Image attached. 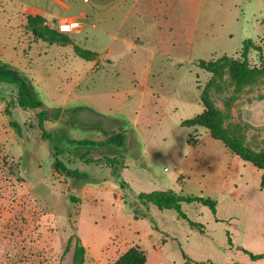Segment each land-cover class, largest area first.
<instances>
[{"label":"rangeland","instance_id":"374dc122","mask_svg":"<svg viewBox=\"0 0 264 264\" xmlns=\"http://www.w3.org/2000/svg\"><path fill=\"white\" fill-rule=\"evenodd\" d=\"M41 5L0 0V61L60 115L44 138L36 114L17 105L16 86L0 83V264H74L77 239L85 264H113L134 246L146 264H264L251 257L264 256L263 172L207 129L182 126L204 111L205 96L232 142L264 152V74L238 85L226 60H242L251 40L248 61L262 66L264 0L79 2L113 19L112 34L122 16L136 17L120 34L133 45L116 42L110 56L99 21L89 20L98 27L87 35L48 42L56 23L24 12ZM118 134L123 146L66 140ZM55 154L71 177L55 172ZM156 191L212 199L217 211L183 203L181 219L140 201Z\"/></svg>","mask_w":264,"mask_h":264},{"label":"trees","instance_id":"16d2710c","mask_svg":"<svg viewBox=\"0 0 264 264\" xmlns=\"http://www.w3.org/2000/svg\"><path fill=\"white\" fill-rule=\"evenodd\" d=\"M35 20L40 22H45V19L41 16L30 17L29 21ZM50 31L48 30V33ZM53 34V35H52ZM46 40L50 43H60L61 40L66 39L67 34L61 33L58 28L50 33ZM63 43V42H62ZM254 48V44L251 40L244 42L242 48V60L239 59H226L229 63V73L233 81L238 85H245L256 81L262 74H264V60H262V66L260 68L252 67L248 61L249 54ZM81 56L84 59H89L93 57V53L89 51H82ZM0 83L6 85L16 86L17 88V105L26 111H32L36 114L38 119V126L45 135V123L50 121L52 118L58 119L59 113L52 117L48 110H46L43 101L38 97L35 87L32 81L22 74L15 67L0 61ZM202 103L204 106V111L188 120L182 122V126L187 128H205L210 131L212 138L216 141L222 142L227 149L234 155L238 156L240 159L252 164L258 170L263 172L261 187L264 188V152H254L247 149L239 143H234L230 140L228 136L223 131V118L221 113L211 104L209 99L202 96ZM58 112H61L59 109ZM70 143L78 144L80 146H104V145H116L123 146L126 140L125 135L118 134L112 136L105 141H94L88 139L75 140L67 138ZM54 169L55 172L60 174H66L67 176H72V172L54 155ZM112 163H116L115 159L110 160ZM140 201L145 204H151L158 207L161 210H175L181 219H186V215L182 210L183 203H200L204 206L209 207L214 213L217 211V203L212 199H205L199 197L186 198L180 196L174 192H152L143 193L139 195ZM73 238H70L71 243ZM69 243V244H70ZM231 244V241H230ZM86 248L83 246L82 242L77 239L75 245L74 253V264H85L86 262ZM254 260L263 258L264 256H254L251 255ZM147 255L146 252L139 246H134L130 248L126 253H124L116 262L113 264H146Z\"/></svg>","mask_w":264,"mask_h":264},{"label":"crops","instance_id":"0c3cea01","mask_svg":"<svg viewBox=\"0 0 264 264\" xmlns=\"http://www.w3.org/2000/svg\"><path fill=\"white\" fill-rule=\"evenodd\" d=\"M92 1V0H91ZM90 1V2H91ZM79 2H83L81 0H41V7L38 9L35 8H28L24 10L25 13H32V16H41L43 17L48 23H56V25L64 20H79L81 23V29L76 31L74 34L78 36H84L88 34V30L97 29L96 24H90L89 20H94L96 22L103 23V34L104 35H111L110 43L106 47V52H108L109 56L114 50V44L120 43L119 45L122 47L132 46L133 43L131 40L120 36L121 31L127 29L128 23L130 21H135L136 17L133 15H124L122 19L119 21V25L117 30L112 34L110 32L111 23L113 19L111 18H103L100 17L99 11H95L94 8L92 12H84L77 6ZM111 19V20H110ZM132 28L131 26L128 27L129 29ZM111 33V34H110Z\"/></svg>","mask_w":264,"mask_h":264},{"label":"built area","instance_id":"2783aa9c","mask_svg":"<svg viewBox=\"0 0 264 264\" xmlns=\"http://www.w3.org/2000/svg\"><path fill=\"white\" fill-rule=\"evenodd\" d=\"M84 3H89L91 0H81ZM57 28L61 33L72 34L81 29L79 20H64L57 24Z\"/></svg>","mask_w":264,"mask_h":264}]
</instances>
